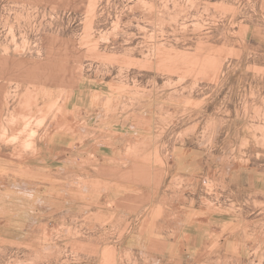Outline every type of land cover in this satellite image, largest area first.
<instances>
[{
    "label": "rangeland",
    "instance_id": "rangeland-1",
    "mask_svg": "<svg viewBox=\"0 0 264 264\" xmlns=\"http://www.w3.org/2000/svg\"><path fill=\"white\" fill-rule=\"evenodd\" d=\"M174 197L264 264V0H0V264H137Z\"/></svg>",
    "mask_w": 264,
    "mask_h": 264
},
{
    "label": "crops",
    "instance_id": "crops-1",
    "mask_svg": "<svg viewBox=\"0 0 264 264\" xmlns=\"http://www.w3.org/2000/svg\"><path fill=\"white\" fill-rule=\"evenodd\" d=\"M202 160L198 156H177L178 166L185 167L178 170L180 175L188 177L181 188L193 187L188 185L189 178L196 167L203 168ZM174 199L168 204L159 199L155 206L143 209L141 232L137 235L140 241L131 246L140 252L137 264H207L215 253L240 259L242 246L233 247L240 236L230 238L224 227L227 221H216L200 204L189 202L186 206L180 198Z\"/></svg>",
    "mask_w": 264,
    "mask_h": 264
}]
</instances>
